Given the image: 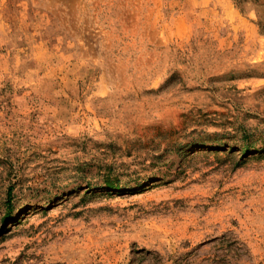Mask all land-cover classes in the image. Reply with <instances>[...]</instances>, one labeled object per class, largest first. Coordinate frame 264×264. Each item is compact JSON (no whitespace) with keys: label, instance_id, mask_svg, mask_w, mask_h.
Returning a JSON list of instances; mask_svg holds the SVG:
<instances>
[{"label":"rangeland","instance_id":"rangeland-1","mask_svg":"<svg viewBox=\"0 0 264 264\" xmlns=\"http://www.w3.org/2000/svg\"><path fill=\"white\" fill-rule=\"evenodd\" d=\"M0 264H264V0H0Z\"/></svg>","mask_w":264,"mask_h":264},{"label":"trees","instance_id":"trees-1","mask_svg":"<svg viewBox=\"0 0 264 264\" xmlns=\"http://www.w3.org/2000/svg\"><path fill=\"white\" fill-rule=\"evenodd\" d=\"M244 154H245V152H244ZM108 188L113 190V189H116V188H119V187H118V185L111 184V185L108 186Z\"/></svg>","mask_w":264,"mask_h":264}]
</instances>
